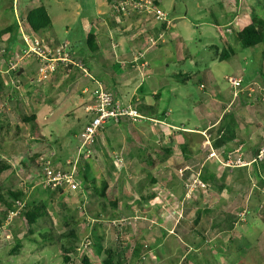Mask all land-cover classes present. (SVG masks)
<instances>
[{
    "label": "crops",
    "instance_id": "1",
    "mask_svg": "<svg viewBox=\"0 0 264 264\" xmlns=\"http://www.w3.org/2000/svg\"><path fill=\"white\" fill-rule=\"evenodd\" d=\"M46 1L45 6L41 0H29L32 9L44 7L51 19L49 27L36 33L26 23L32 9L17 18L15 25L6 23L0 12V24L5 25L0 30L10 27L0 39V99L6 92L0 105L5 108L3 116L10 119L19 112L24 121L36 122L39 116L48 119L59 109L62 119L91 118L86 109L92 104L94 84L78 68L64 63L39 81L37 59L23 54L22 36H26L39 39L53 53L66 42L64 53L81 61L122 103H131L143 117L154 121L109 123L98 136L105 153L113 154L118 164L134 163L142 170L135 178L147 188L133 198L121 194L117 198L121 205L116 213L126 209L133 221L119 229L125 237L109 248L114 263L142 256L149 264H247L250 254L252 257L248 254L250 225L241 216L253 200L256 206L260 203L264 161L237 168L224 164L237 158L249 163L264 145V88L258 85L257 90L263 91L250 99L229 96L204 64L205 81L199 88L206 84L213 93L202 94L192 111L178 106L177 118L191 116L193 123H173L169 121L173 109L162 105L165 89H176L172 78L180 76L170 73V67L174 63L196 66L204 58L183 47L174 19L165 28L145 12L119 15L113 10L119 0ZM90 5L93 10L87 8ZM221 5L227 8L226 0ZM51 7L63 13L75 9L73 21L63 24L65 33H73L71 40L61 39L51 27ZM258 17L264 21V11ZM151 40H156L155 45ZM259 46L257 67L264 82V44ZM13 64L16 67L11 70ZM13 73L16 82L11 80ZM102 165H106L104 160ZM195 181L204 187L196 186ZM258 207L254 212L257 217ZM261 213L264 215V209ZM179 226L182 239L175 234ZM132 235L136 236L134 243ZM257 240L264 247V233Z\"/></svg>",
    "mask_w": 264,
    "mask_h": 264
},
{
    "label": "rangeland",
    "instance_id": "2",
    "mask_svg": "<svg viewBox=\"0 0 264 264\" xmlns=\"http://www.w3.org/2000/svg\"><path fill=\"white\" fill-rule=\"evenodd\" d=\"M41 1L47 5L46 0ZM222 1H160V11L169 15V19H174L173 22L182 35L183 47L190 53H200V58L204 57L196 66L174 63L170 67V73L180 76L172 78L176 89H165L162 105L166 104V107L173 109L169 118L173 123H193L191 116L177 118L178 106L192 111L200 102L202 94L213 93L206 84L202 90L199 88L200 83L205 81L204 64L211 68V74L218 86L229 96L233 95V90L226 80L228 76L241 78L243 88L253 83L264 88V82L260 80L261 71L257 67L260 46L241 48L233 38L234 32L239 31L251 18L261 19L258 13L264 11V0H259L258 4L254 2L257 0H226L227 8L224 9ZM33 5L29 0H0V12L4 13L6 23L15 25L16 19L32 9ZM87 8L94 9L92 5ZM74 10L73 8L63 13L55 7L49 8L53 20L51 27L61 39L71 40L73 33H65L63 24L68 20L73 21L76 17ZM219 13L223 14L222 18ZM232 17H236L233 22ZM4 26L0 24V28ZM226 27L230 33H225ZM17 44L20 43L17 41ZM230 46L235 49V54L230 53L229 60H219L222 51ZM176 58L175 55V61ZM11 80H18L14 73ZM258 93L255 92L252 96ZM247 94L243 92L239 96L247 97ZM5 97L6 92L0 99V105ZM4 109L0 108V196L6 202L12 203L13 209L16 201L11 198L9 192L23 191L24 196L19 202H24V208L5 225L9 210L0 203V264H80L83 256L93 258V264H106L105 251L119 241V238L125 237L119 229L133 221L132 216L126 215V209L121 214L116 213L121 205L119 201L116 208L111 207L110 202L112 198L117 201L121 196L129 195L133 198V194L146 190L144 184L135 178L142 170L134 163L118 164L113 154L105 153L100 137L96 138L92 147L79 151L80 130L88 123L87 117L80 120L77 117L62 119L63 111L56 109L48 119L39 116L36 123L24 121L19 112L9 119L3 116ZM43 125L47 126L44 131ZM114 149L117 148L112 150ZM76 158H79L76 168L78 188L74 192L66 189L49 190L39 184L46 163L66 171L67 162ZM103 160L106 165H102ZM101 181H105L108 188H111L106 190L104 198L99 196L93 187L94 183L99 189ZM262 190L263 194L258 198L259 207L256 206L255 199L253 204L250 203L244 210L245 215L241 216L250 225L247 232L248 254L252 253V257L250 254L247 264H264V247L259 246L257 240L260 234L264 233V215L261 213L264 209V188ZM39 203L44 204L46 216L38 219L29 229L23 220V212ZM256 207L259 208L256 213L258 217L254 213ZM175 234L182 239L180 226L176 228ZM127 235L129 236L128 232ZM135 238L136 236L132 235L133 243ZM171 240L172 238L169 242ZM85 241L90 242V245L83 250L80 248L81 242ZM70 245V250L65 252L64 248ZM64 257L68 258L66 262ZM123 263L147 262L142 256H133L126 258Z\"/></svg>",
    "mask_w": 264,
    "mask_h": 264
},
{
    "label": "built area",
    "instance_id": "3",
    "mask_svg": "<svg viewBox=\"0 0 264 264\" xmlns=\"http://www.w3.org/2000/svg\"><path fill=\"white\" fill-rule=\"evenodd\" d=\"M113 10L115 13L127 16L132 12H145L151 15L157 22L164 25L165 28L171 26V20L168 15L158 10L154 0H119L114 6ZM225 33H230L229 28H225ZM161 38V35L158 39ZM22 41L25 47L23 52L25 57H35L38 61V80L44 81L49 75L55 72L59 63L74 66L78 68L82 75L89 79L93 84L92 90V104L86 109L90 114L91 118L88 123L84 126L80 133V147L79 151L84 148H90L94 145L96 138L99 136L101 131L109 123H117L121 120H128L132 123L149 120L143 117L139 111L131 103H122L120 99L112 92L108 91L99 81H97L87 70L81 61L73 60L66 50H68V44L64 42L54 53L46 49L41 41L37 38H28L22 36ZM151 45H155L156 40L150 41ZM137 60V59H136ZM15 64L10 66L11 70L15 69ZM145 67V66H144ZM228 84L233 90V96L237 97L243 92H247V97H253L252 94L257 92V84L253 83L248 87H242V79L235 76H228L226 78ZM264 161V145L259 148L255 157L251 162L245 163L240 158L234 160H228L224 164L226 167H243L255 162ZM79 162V158H76L72 162H67L68 170H60L52 166L50 163H46L43 167V172L39 179V184L43 188L49 190H68L74 192L78 188L76 181V168ZM196 186L201 188L204 184L200 181H195ZM13 209L8 211L7 218L4 224H8L19 212L24 208V202H16ZM113 224L115 222H112ZM90 242H81V249L86 250Z\"/></svg>",
    "mask_w": 264,
    "mask_h": 264
},
{
    "label": "trees",
    "instance_id": "4",
    "mask_svg": "<svg viewBox=\"0 0 264 264\" xmlns=\"http://www.w3.org/2000/svg\"><path fill=\"white\" fill-rule=\"evenodd\" d=\"M154 3L158 5V0H154ZM26 23L28 27L33 32H39L43 29H46L51 25V19L49 15L47 14L44 7L39 6L37 8H34L30 10L26 15ZM10 31V27H7L5 29L0 30V39ZM233 38L235 40V43L241 47V48H254L259 45L264 44V21L261 19H256L255 17L251 18L245 26L239 29V31L234 32ZM230 53H234V48L230 46L227 49H224L222 53L219 55V60H227L230 57ZM30 121V120H29ZM95 190L98 192V195L102 198L105 197V192L108 188L107 183L105 181L100 182L99 189L94 186ZM9 195L11 198H13L14 201L19 202L21 198L24 196L23 191H15V192H9ZM112 202H110L111 207L116 208L118 200L116 201V198H112ZM0 203H2L6 209L10 210L12 208V203L6 202L3 200L0 196ZM46 216V209L43 203H39L37 205H32L23 212V220L26 223V226L30 229L38 219ZM113 217V215H112ZM70 235L73 236V233ZM70 246L68 248H64L65 252L70 250ZM106 257L107 261H105L106 264H115L113 260V255L110 249H107L106 251ZM65 258V262L68 260L67 257ZM80 264H93V262L88 257H82Z\"/></svg>",
    "mask_w": 264,
    "mask_h": 264
}]
</instances>
